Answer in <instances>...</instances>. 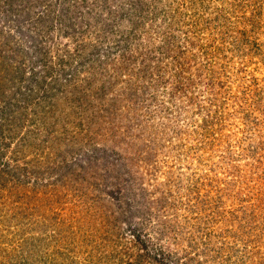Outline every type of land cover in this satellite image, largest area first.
I'll use <instances>...</instances> for the list:
<instances>
[{
    "label": "rangeland",
    "instance_id": "1",
    "mask_svg": "<svg viewBox=\"0 0 264 264\" xmlns=\"http://www.w3.org/2000/svg\"><path fill=\"white\" fill-rule=\"evenodd\" d=\"M3 1L45 91L0 117V264H264V0H44L42 47Z\"/></svg>",
    "mask_w": 264,
    "mask_h": 264
},
{
    "label": "trees",
    "instance_id": "2",
    "mask_svg": "<svg viewBox=\"0 0 264 264\" xmlns=\"http://www.w3.org/2000/svg\"><path fill=\"white\" fill-rule=\"evenodd\" d=\"M43 1L44 0H6V1H3V4L7 8H10V10L12 12V14L9 17H7V21L9 22V24L12 22H16L15 28H16V30H18L17 33L21 34V31L24 30L25 32H28L29 36L32 35V30L29 31V29L35 28V29H33V31H35V33H37L35 39L37 37H40V39L35 41V43L37 44L38 47H42V43H43V40H42L43 36L42 35L44 33H47L50 35L52 32L51 30L54 29V24H55L53 21L54 18L53 17L50 18V14H51L50 12H46L45 10L44 11H32L31 10V8H36L35 6L38 4L43 5ZM14 7H16L15 8L16 13L14 11ZM41 9H43V8L41 7ZM30 11H32V12L30 13ZM94 16H95V14H94ZM70 20H68L66 22L63 20V26L57 27L56 29L58 31H59V29H62V28H67L68 30L73 29L71 27H68ZM94 20H95V18H94ZM92 22L84 21V27L82 24L80 25L83 28L80 26L76 27L75 25H73V27H75L74 31L78 30L80 32H84V34L80 35L81 40H82L83 35L87 34L86 31L89 32V30L94 27L92 25ZM23 23H25V28L23 27ZM86 27H88V28H86ZM85 29H86V31H85ZM17 36L18 35H15L16 38H17ZM72 36L74 38L72 40H74L73 42L76 45L75 49L80 54L82 52V50L85 49L84 46L82 45L84 43V40H82L83 43H80V41H79V39H77V37H75L74 35H72ZM3 37L4 38L1 42L11 51V54H10V56H6L4 54V56L1 57V58H3V60H2V62H0V70H1V74L4 73V74H2L3 76L1 77V79L4 82L3 85L5 88H7V86H10L12 93H11V97H9L6 100L7 102L4 103L5 107L4 108L0 107V117L6 116V118H8L9 117L8 115H10L11 113L17 114L18 112H21L22 110H24V108L19 106L20 102H21V98L17 99V96H18L17 94H19L22 90L21 88L18 87L20 83H23V84L27 83V87L29 88L27 91H28L30 97H33L32 99H30V102L28 101L29 107L31 108V112H35L36 111L34 108L35 104L36 103L38 104L39 100H40V102H42V100L44 98L43 97H35V95H34L35 92H36V94H38L39 91L41 92L42 91L41 88H39L38 86H37V89H34L33 87H31V84H32V86L34 84L33 80L35 79L36 76L33 75L32 68L30 67V62L32 61V59L28 57L29 56L28 47L26 50L27 52L22 55L21 49L23 47L18 46V44L15 40V37L13 38V36L11 34H7ZM30 38H32V37H30ZM53 38H55V37H52L50 35V37L47 39V41L51 42L53 40ZM27 44H29V43H27ZM44 45L45 44H43V46ZM48 46H50V49H51L52 46L50 44H48ZM54 46H58V45H54ZM1 48H2V46H1ZM50 49L48 47H43V56L48 54V52L50 53L51 52ZM4 50L5 49H0V52H2ZM33 53H35V52H32V54ZM66 55H69L70 57H74V55L71 56L68 53ZM8 57H9V59H8ZM11 59H16L18 61V64L21 65L22 69L21 68L19 69L18 67H14L12 65V62L10 63ZM23 74L27 77L26 79H23ZM39 82L43 83V91L42 92H44L45 91L44 80L40 77L36 78L35 83L38 85ZM6 83H8V85ZM14 83L18 84V86L16 88H12L11 85H9V84H14ZM40 85L41 84H39V86ZM1 95L4 96L2 93H1ZM38 98H41V99H38ZM42 109L43 108H41V110ZM35 115H34L32 120L35 119ZM16 154H19V151ZM22 170L26 171V169H24V168Z\"/></svg>",
    "mask_w": 264,
    "mask_h": 264
}]
</instances>
